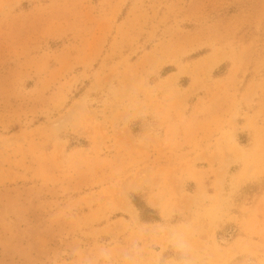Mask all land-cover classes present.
<instances>
[{"label":"rangeland","instance_id":"1","mask_svg":"<svg viewBox=\"0 0 264 264\" xmlns=\"http://www.w3.org/2000/svg\"><path fill=\"white\" fill-rule=\"evenodd\" d=\"M0 264H264V0H0Z\"/></svg>","mask_w":264,"mask_h":264},{"label":"trees","instance_id":"2","mask_svg":"<svg viewBox=\"0 0 264 264\" xmlns=\"http://www.w3.org/2000/svg\"><path fill=\"white\" fill-rule=\"evenodd\" d=\"M133 206L139 212V218L141 223L152 224V223H158L160 221L156 211L150 209L145 204L139 203L137 200L134 199Z\"/></svg>","mask_w":264,"mask_h":264},{"label":"bare ground","instance_id":"3","mask_svg":"<svg viewBox=\"0 0 264 264\" xmlns=\"http://www.w3.org/2000/svg\"><path fill=\"white\" fill-rule=\"evenodd\" d=\"M130 210L132 211V213H133L134 215L136 214L135 210L132 209L131 207H130Z\"/></svg>","mask_w":264,"mask_h":264}]
</instances>
